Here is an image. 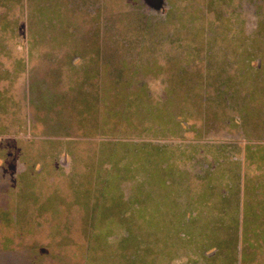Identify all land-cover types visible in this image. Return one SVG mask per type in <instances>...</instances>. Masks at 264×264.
Returning a JSON list of instances; mask_svg holds the SVG:
<instances>
[{"label":"rangeland","instance_id":"1","mask_svg":"<svg viewBox=\"0 0 264 264\" xmlns=\"http://www.w3.org/2000/svg\"><path fill=\"white\" fill-rule=\"evenodd\" d=\"M10 2L1 264L264 261V0Z\"/></svg>","mask_w":264,"mask_h":264},{"label":"crops","instance_id":"2","mask_svg":"<svg viewBox=\"0 0 264 264\" xmlns=\"http://www.w3.org/2000/svg\"><path fill=\"white\" fill-rule=\"evenodd\" d=\"M18 2H20V0H18ZM5 4V6L3 7V5ZM12 4V2H10V0H1L0 1V9L1 10H10V9H15L14 7H10L9 5ZM0 202H7L9 200V197H8V194H9V182L8 181H5L2 177L0 179ZM6 194V195H4ZM5 199V200H4ZM3 226V225H1ZM1 234V232H0ZM0 258H2V254H3V251L2 249H0ZM203 261V264H220L222 263L220 261V263H218V261L216 260H213V259H210L206 262V260H201ZM2 263V261H0V264ZM244 264H253V262L251 260H245L243 261ZM224 264H232L231 262H227L225 261ZM260 264H264V261H261Z\"/></svg>","mask_w":264,"mask_h":264},{"label":"trees","instance_id":"3","mask_svg":"<svg viewBox=\"0 0 264 264\" xmlns=\"http://www.w3.org/2000/svg\"><path fill=\"white\" fill-rule=\"evenodd\" d=\"M244 261L246 260V258L245 259H243Z\"/></svg>","mask_w":264,"mask_h":264}]
</instances>
